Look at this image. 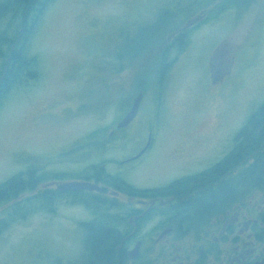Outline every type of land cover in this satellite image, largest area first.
<instances>
[{"label": "rangeland", "instance_id": "1", "mask_svg": "<svg viewBox=\"0 0 264 264\" xmlns=\"http://www.w3.org/2000/svg\"><path fill=\"white\" fill-rule=\"evenodd\" d=\"M249 2L237 7L232 0L47 4L30 39L40 76L0 105V184L19 169L16 161L32 158L29 154L76 146L95 133L107 140L140 89L145 92L140 114L119 135L135 128L142 146L148 133H155L140 169L148 183L178 174L201 153H217L234 124L264 104V0ZM8 15L0 21V35L7 40L0 47V79L10 54L18 51L23 28L19 14ZM204 15V22L176 37ZM100 151L93 154L102 156ZM104 155L111 159V149ZM12 205H1L0 213H13ZM59 210L64 215L48 220L1 215L0 264H81L83 227L76 220L87 221L86 214Z\"/></svg>", "mask_w": 264, "mask_h": 264}, {"label": "flooded vegetation", "instance_id": "2", "mask_svg": "<svg viewBox=\"0 0 264 264\" xmlns=\"http://www.w3.org/2000/svg\"><path fill=\"white\" fill-rule=\"evenodd\" d=\"M31 1L25 6V17L30 7L38 8L39 0ZM30 17V22L22 24L18 51L10 54L9 66L0 79L4 100L13 91L30 88L40 76L33 67L36 58L30 39L36 26ZM205 18H199V23ZM198 24L179 30L176 37L185 36ZM15 55L25 57L29 68L19 72V78L11 83L8 75ZM144 98L145 92L138 115L128 127L137 120ZM258 110L244 123L234 124L233 131L220 139L222 147L217 153H201L171 176H167L170 170L165 167L162 173L167 177L156 183H148L140 174L155 145V133L150 131L142 146L137 143L135 128L119 135L128 128L116 130L127 111L113 124L105 141L100 139L103 134L95 133L79 140L75 147L70 144L49 154H29L31 159L16 161L19 169L0 184L3 187L14 180L15 190L6 193L0 206L14 203L15 210L2 211L0 216L35 214L48 220L64 215L59 208H74L86 214L87 221L79 222L74 217L69 220H76L83 227L82 236H86V224L109 214V230L116 238L111 264H264V136L249 143L245 132ZM108 145L111 148L105 149ZM91 148L95 149L91 152ZM109 149L111 159H105L104 152ZM98 150H104L100 151L102 156L93 154ZM53 152L56 155L51 159ZM71 183L99 189H60ZM133 253L135 258L131 259Z\"/></svg>", "mask_w": 264, "mask_h": 264}, {"label": "trees", "instance_id": "3", "mask_svg": "<svg viewBox=\"0 0 264 264\" xmlns=\"http://www.w3.org/2000/svg\"><path fill=\"white\" fill-rule=\"evenodd\" d=\"M52 1L54 0H39L38 8L32 9L30 7L25 17V6L26 4L31 5V0H4V2L0 0V21H3V19L8 14V16H10L16 13L21 16L20 25H25L28 21L30 22L29 16H31L30 18L34 23V26L37 27L43 15L45 9L44 7H46L47 4L51 3ZM232 4L233 7H237L238 5H241L242 2H240L239 0H232ZM3 38L4 37L0 35V47H3L5 43H7V40ZM22 59L21 57L15 55L14 63L12 65V71H10V74L8 75V79H10V82L11 80L15 81L16 78H19V72H25L29 68V66H27L28 62L26 61L25 57ZM163 61L166 62V64H169L166 56H164ZM4 95L5 94L0 90V105L4 100ZM248 125L249 126L245 130V132L247 133V140L249 141V143H252L256 139L261 140L264 136V104L259 108L258 112L253 115ZM12 190H15L14 180L4 185L3 187H0V200H3L7 196L6 193L11 192ZM1 228L2 224H0V229ZM84 228L88 230V232L86 236H84L85 251L83 259L81 260V264H111L113 259V251L111 250V247L116 238L114 234L111 233V230H109V228H111L110 215L104 213L103 216L98 219V221L86 224Z\"/></svg>", "mask_w": 264, "mask_h": 264}, {"label": "water", "instance_id": "4", "mask_svg": "<svg viewBox=\"0 0 264 264\" xmlns=\"http://www.w3.org/2000/svg\"><path fill=\"white\" fill-rule=\"evenodd\" d=\"M201 21V19H197L192 21L187 27H193L196 24H198ZM144 97V92H141L133 101V104L129 110V112L127 113V115L124 117V119L118 124V126L116 127V130H120L123 128H126L130 125L131 122L134 121V119L137 117L139 109H140V105L141 102L143 100ZM60 189L62 190H67V191H79V190H94V189H99L97 187H95L94 185L91 184H80V183H71V184H67L62 186ZM136 253V252H135ZM131 259L135 258V254L133 253L130 256Z\"/></svg>", "mask_w": 264, "mask_h": 264}]
</instances>
